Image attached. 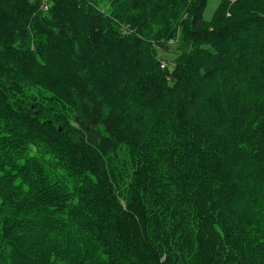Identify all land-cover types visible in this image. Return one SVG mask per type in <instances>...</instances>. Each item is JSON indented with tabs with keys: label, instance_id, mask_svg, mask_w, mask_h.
<instances>
[{
	"label": "trees",
	"instance_id": "obj_1",
	"mask_svg": "<svg viewBox=\"0 0 264 264\" xmlns=\"http://www.w3.org/2000/svg\"><path fill=\"white\" fill-rule=\"evenodd\" d=\"M100 1L0 0V264H264V0Z\"/></svg>",
	"mask_w": 264,
	"mask_h": 264
},
{
	"label": "rangeland",
	"instance_id": "obj_2",
	"mask_svg": "<svg viewBox=\"0 0 264 264\" xmlns=\"http://www.w3.org/2000/svg\"><path fill=\"white\" fill-rule=\"evenodd\" d=\"M219 2H220V0H208L206 10L203 13V18L205 20L211 19L212 15H213V13L215 11L214 9H216V7L218 6ZM100 6L104 10H108V8H109L108 3L105 2V1H102V0L100 1Z\"/></svg>",
	"mask_w": 264,
	"mask_h": 264
},
{
	"label": "built area",
	"instance_id": "obj_3",
	"mask_svg": "<svg viewBox=\"0 0 264 264\" xmlns=\"http://www.w3.org/2000/svg\"><path fill=\"white\" fill-rule=\"evenodd\" d=\"M47 8V5H44V9H46Z\"/></svg>",
	"mask_w": 264,
	"mask_h": 264
}]
</instances>
